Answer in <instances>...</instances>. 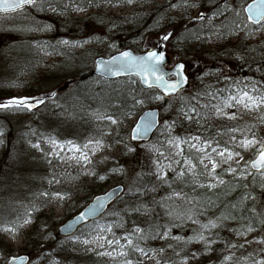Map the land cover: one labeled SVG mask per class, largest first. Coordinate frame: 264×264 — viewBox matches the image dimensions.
<instances>
[{"label":"snow or ice","instance_id":"6c2138e0","mask_svg":"<svg viewBox=\"0 0 264 264\" xmlns=\"http://www.w3.org/2000/svg\"><path fill=\"white\" fill-rule=\"evenodd\" d=\"M93 0H87L90 5ZM111 4L113 0H105ZM128 5H133L136 0H121ZM214 6L212 15L200 11L196 19L200 21H208L209 25L213 24V18L223 16L225 13L232 11L236 17L240 16V12L222 0L217 4L216 0H210ZM55 5V6H54ZM45 6L53 14L60 10V0H0V12L5 14L17 13L26 7L35 8L44 11ZM69 6L76 7L78 11L82 10L75 4H63V10L67 11ZM173 9H183L184 12L192 8H197V3L193 0H176L175 3L169 5ZM242 10L247 13L246 19L236 23L232 22V26L221 22L220 28L226 31L209 29L212 36L217 39L229 36H237L240 31L244 32L240 39L254 38V34L264 33V0H253L246 8L241 6ZM183 15V13H182ZM8 15L0 17V20L8 19ZM51 25H46L45 30H50ZM188 35L195 39H201L200 35L191 29L184 28L182 31L175 29L168 30L162 34H157V38L153 47L144 55L134 56L132 52H121L119 56H113L110 60H101L98 67L105 75L120 76L135 70L140 76L142 82L149 89L162 90L160 94H153L149 100L165 101V97H171L172 94L183 90V86L188 83L187 64L182 60L173 62L170 72H163L162 68L168 59V46L176 40L179 46L181 38ZM99 40V38H97ZM59 43L67 45L69 41H59ZM77 45L80 41L75 42ZM87 43V41H85ZM176 55H180L179 52ZM166 77H170L166 78ZM202 79V78H201ZM228 77L225 76V80ZM234 88L229 87L216 92L205 91L203 94L186 98L180 96L181 107L177 109L178 115L190 123L194 122L201 128H206L202 121L208 119H221L234 122V126L227 127L224 131L218 132L216 136H205L203 134H189L188 136L174 135L173 130L177 124V120L171 122L164 121V131L161 135H165L163 141H157L149 145H145V150L152 155L151 163L153 171L148 172L141 169L136 172V180L133 181L129 188V194L132 196H147L149 193H155L156 187L148 188L143 183L145 177L153 180L154 184L167 185L172 189L170 195L162 197L159 201H153L154 205H158L164 209V214L169 218L167 224L160 225L152 223L148 228L135 226L133 230L128 231L125 221L120 213H113L112 222L104 224H95L94 234L91 239H84L82 243L96 253V255L109 259V264H192L193 261L199 259L203 255H209L216 251L215 245L218 243L219 229L226 227L229 220L238 219L240 224L238 227L229 228L228 230L237 237H243V242H233L227 240L224 242V248L221 250L222 255L218 264H264V248L259 249V254L248 253L237 257L236 252L245 249L250 244H264V234L253 237L248 240L247 237L264 227V212H258L255 204L258 199L264 200V86L257 81H234ZM12 87H22V84L12 83ZM228 94L225 96L224 93ZM210 97L207 103H200V96ZM56 96L55 92H45L44 95H13L8 98H0V111L30 113L34 109H38L40 105L46 103V98L51 100ZM135 103L143 104L145 101L133 97ZM212 101H215L213 103ZM194 102V103H193ZM172 105L169 104V109ZM255 113L252 121H243L244 115ZM97 120L109 122V126L116 125L119 128L120 121L114 118L112 114L100 112L97 110L93 114ZM238 122V123H236ZM157 124L155 114L148 112L142 118V122L137 124L135 130L130 133L131 140H139L143 134H146L154 125ZM109 132L101 130L99 138H89L85 143H77L72 139L58 140L56 137L49 136L46 143L49 145L44 150L45 158L51 155L63 164L71 165H88L92 163V156L102 149L109 147H117L122 145L124 154H135L137 149L130 146L128 142L122 139H115L111 144H105L104 138ZM227 135V140L221 137ZM0 136L3 132L0 131ZM119 136V132H117ZM2 142V141H0ZM33 148H41L40 144H33ZM67 149V155L65 153ZM251 150L254 158L245 160L243 153ZM106 159V157H105ZM51 164L52 161L48 160ZM235 164V166H233ZM112 172L124 173L123 167H113ZM83 175H96L94 169L84 171ZM171 175L172 179H169ZM224 175L232 176V181L223 178ZM251 178V183H248ZM100 180H104L105 176H99ZM176 182L190 184L195 191L197 188L204 190H215L223 187L226 195L235 192L237 188H242L241 196L234 202L224 205L215 218H208L203 222L200 217L205 216L209 208L217 207L216 201L211 197H189L182 191H176L173 185ZM60 183L55 177L49 181V184ZM234 185V186H233ZM257 188L259 194L257 195ZM65 199V194L60 191H42L34 194V199L28 205H21L24 209L22 214H17L15 219H0V233L4 234L7 242L23 243L24 233H28L35 225V213L39 211L36 207V201H42L43 206L47 207L53 201L60 202ZM99 199V198H97ZM176 200L182 202L181 205H175ZM251 201L253 207L247 208V202ZM171 202V203H169ZM103 206V205H101ZM233 210H239V214H234ZM125 215L130 214H149L155 213V207H149L143 202H136L129 205L125 210ZM97 212L96 207H88L86 211L81 212L76 217L77 220H83L88 216H94ZM247 212V215L244 213ZM188 222L197 225L191 229L193 235L181 236L173 235V229H182ZM135 224L136 222L133 221ZM38 232H42L46 225H35ZM72 225L66 226L65 231L71 229ZM114 229H123L125 234L117 238ZM217 230V231H214ZM110 234V236H109ZM171 239L174 244H166L163 247L155 248L149 245V241L161 239L167 241ZM79 241L80 237H74ZM123 241V242H122ZM183 245L179 251L176 245ZM192 244H200L202 247L196 251L188 252L187 246ZM86 249V250H87ZM168 249L173 250V255L178 259L167 258L164 254ZM31 264V260L25 256H12L10 261L5 264Z\"/></svg>","mask_w":264,"mask_h":264},{"label":"rangeland","instance_id":"374dc122","mask_svg":"<svg viewBox=\"0 0 264 264\" xmlns=\"http://www.w3.org/2000/svg\"><path fill=\"white\" fill-rule=\"evenodd\" d=\"M227 3L234 7L236 11L240 12V16L236 17L232 11H229L227 15V21L231 20L229 21L231 23L229 26H232L233 21L239 23L246 19V14L241 8L243 5L240 0H227ZM104 9L109 13L118 15L129 11L132 8L123 6L109 7L104 5ZM34 10L37 12L39 11L35 8ZM97 11L96 8L80 11L77 10L74 12V16L85 17L89 13ZM199 12L200 10L196 9L195 14H198ZM34 15L33 10H25L20 13V16L23 18L35 20ZM36 20L37 21L32 23L40 25L33 24L36 26L32 27L0 25V42L2 43L1 38L4 33L15 36L16 40L17 36L19 38L20 35L28 34L31 35L32 38L41 39L42 41H45L47 38L52 40V36L55 38L58 36L53 49L57 48V44L71 50H79L83 46H89L88 44L82 43L77 36L74 35H53L51 34L53 32L52 28L50 30H45V26L48 24L40 23L39 18H36ZM217 26L219 25H216L214 30L225 31V29H221ZM168 30H164L163 32ZM243 35L244 32L240 31L237 37L232 38V40L226 39V41L234 44L238 39L240 40V37H243ZM156 38L157 35H149L146 38L144 45H154ZM64 40L69 41V44L64 45L59 43V41ZM76 41H80V44L77 45L75 43ZM219 43L220 42L216 41L214 38L208 41L206 46L210 47L214 45L216 47ZM224 43L226 42L224 41ZM242 45L243 50L240 49L238 52H232V55H230L228 50L223 52L226 61L220 63L221 67L213 66L208 68L207 71L202 74L190 76L188 87L165 103L163 107L160 106L162 101L149 100V97L153 94H159L157 91H148V93H145V90H139L137 88L136 80L134 79L126 78L125 82L118 83L119 87H124L127 91L129 88V93L132 94V96L138 98V100L142 99L145 101L143 104H138L141 111L146 108L160 106L163 113L161 125L154 135V138L145 144H134L129 139L130 129L139 114L124 119L118 118L120 121L119 128H117L116 125L109 126V122L107 121L97 120L93 115L97 112V108L94 105L89 103L83 104L80 101L75 90L71 86V79H60L59 81L47 79L43 84V88L37 91L36 94L32 95L42 96L45 92H55L56 96L51 100L46 98V103L44 105H40L38 109H34L30 113L0 111V131L3 132V136H0V141H2L0 142V212L8 211L11 207V203L15 204L14 202L16 200L14 202L12 201L17 199V203L20 207L14 205V209L9 210L11 212L7 213V216H5L7 219L12 220L15 219L17 214L23 213L24 209L21 205H28L29 202L34 199V194L36 193L42 191H60L65 194V199L63 201H53L48 204L47 207L43 206L42 201H36V207L39 211L34 214L36 218L35 225H46L42 232H38L34 225L30 232L23 234V243L7 242L4 234L0 233V241L3 243V245H0V264H5V261L8 260L10 255L20 254H29L31 264H109L108 258L96 255L94 251L87 249V246H85L82 241L84 239L92 238L89 233L94 234L95 224L109 223L112 222L113 219H118V217H114L112 214L120 213L121 209L125 208L127 201L129 200L126 198L129 195V188L132 186L133 181L136 180V172L141 169L148 172L153 171V165L151 163L152 155L145 150L144 146L165 139L167 133L165 132V135H161L164 131V121L167 120L171 122L172 120H177L173 134L182 137L188 136L189 134L216 136L218 132L224 131L227 127L234 126V122L221 119L205 118L202 123L207 126L206 128H201L194 122L190 123L186 121L184 117L179 116L177 112V109L181 107L180 96L190 98L197 93L203 94L205 91L216 92L229 87L234 88V81H257L260 85L264 86V82L257 75L238 71L240 70L239 67L243 66L245 70L252 69V71H255L257 74H264V33L254 34V38L251 39H243ZM172 46V43H170L167 50L170 56L169 67H171L176 60L184 61L180 58L181 54L184 53L182 49H174L175 52H172ZM190 46L186 58L190 59L191 63L196 64L198 62V56L193 53V45ZM227 48L233 50L230 46ZM7 49V47H0V82L3 83L12 80L6 73H3V71H6L4 58L5 50ZM177 52L180 53L179 56L176 55ZM239 53L241 54L239 55ZM42 55L44 57L43 60H45L47 64L56 62V59L51 54L40 53L41 58ZM108 55L110 54H107L106 56ZM237 63L240 66L237 65ZM225 76L228 77L227 80H225ZM90 82H92L91 86L93 87L98 85V82L95 79H91ZM16 84L19 85V83ZM15 90L14 95H29L28 93H25V88L23 87H15ZM227 94V92L224 93L225 96ZM199 99L200 103L204 104L208 102L210 97L201 95ZM212 102L215 103V101ZM169 104L172 105L171 109H169ZM76 107L78 109L79 107L83 109L90 117L84 118L81 116L79 112L80 110H76ZM99 111L112 114V111L108 109L99 108ZM255 115V113L244 115L242 120L252 121ZM101 130L109 132L104 138L105 144H111L113 140L119 138L128 142L130 146L135 147L137 149L136 153L124 154L122 151V145L109 147L95 153L91 158L92 163L79 166L75 163H72L71 165L63 164L60 160L53 158L51 155H49L47 159L45 158L44 150L49 148V145L45 142L47 137H56L58 140L72 139L77 143L82 144L89 138H99ZM117 132H119V136H117ZM261 132L264 133V128H261ZM40 139L44 140V142L42 143ZM221 139L227 140L228 136L225 135L221 137ZM22 142L27 146L26 152L23 149L25 145ZM33 144H40L41 148H33ZM65 153L71 155V153L67 152V149H65ZM243 156L245 160L254 157L251 150L244 152ZM48 160H51L52 163L49 164ZM233 166H235V164ZM113 167H123L126 171L124 173L112 172L111 169ZM89 169H94L96 175L89 174L85 176L82 174ZM101 175L105 176L104 180L99 179V176ZM40 176L41 181L38 180V177ZM53 177L59 180L60 183H52L50 185L49 181L52 180ZM223 178L228 180L231 179L232 176L224 175ZM42 181L44 182L43 187H38ZM120 183L126 187L128 195L122 200L115 202L105 215L96 221L83 225L71 237H63L58 234L59 225L69 218L68 215L71 214L72 211L74 212L78 205L82 204L86 198H89L90 200L94 195L105 192L108 188ZM151 187H153V184L149 185V188ZM88 201L83 206H85ZM263 206L264 200H259L256 204L257 211H262ZM131 218L135 220L134 215L133 217L131 216ZM125 226L127 229L129 228L127 220L125 221ZM193 226L197 227L195 224H193ZM114 231L116 232L117 238L125 234L123 229H114ZM177 231L180 232L179 230ZM261 234H264V227L249 235L247 239L252 240L253 237H258ZM74 237H80V240L77 241ZM229 239L233 242L239 243L243 242L244 238L233 235L230 236ZM169 240L171 239L169 238L167 241ZM164 241L158 242L157 245H151L150 243L149 245L155 248H160ZM261 248H264V244L253 243L248 245L245 249L237 251L236 255L237 257L247 255L248 253L258 255L259 249ZM164 255L167 258H171V255H169L168 252ZM212 262L213 259L207 261L205 264H211ZM198 263L199 260L192 262V264Z\"/></svg>","mask_w":264,"mask_h":264},{"label":"trees","instance_id":"16d2710c","mask_svg":"<svg viewBox=\"0 0 264 264\" xmlns=\"http://www.w3.org/2000/svg\"><path fill=\"white\" fill-rule=\"evenodd\" d=\"M240 1L242 5L245 6L250 0ZM175 2L176 0H136V3L133 5H128L121 2V0H113L111 4L106 3L105 0H93V2L89 5L87 0H71V4L79 6L82 10L90 8H96L98 10L97 12L89 13L85 17L74 16V12H76L77 9L73 6H69L67 11H64L63 14H61V11L63 10V4L70 3V0H60V10H58L56 14H53L50 10H48L47 6H45L44 11L38 12L35 11L34 8L26 7L17 13H0V17H4L5 15H8L9 17L6 20H0V25H20L32 27L40 25L37 23H32L37 21L36 18H39L40 23L51 25L53 30L51 34H62L66 36L74 35L77 36V38L82 43L89 45L83 46L79 50H71L67 47L65 48L64 46L57 44V48L53 49V46L55 47L54 43L57 42L58 36L56 38L52 36V40L47 38L45 41L43 40V42L41 39L32 38V36L28 34L20 35L19 38L17 36V40L13 35L11 36L5 33L2 34V43L0 42V47L8 48L5 50L4 63L6 65V71H3V73H6L12 80L6 83L0 82V98H8L14 95L16 90L15 87L11 86L13 82L22 84V87L25 88V93L32 95L36 94L37 91L43 88V84L47 79L57 81L60 79H71V86L83 104L89 103L94 105L97 110H99V108L111 110V113L114 117L124 119L132 115L139 114L141 109L138 104L135 103L133 99L134 96L129 93V88L127 91L126 88L118 86V83L123 81L125 82L126 78L111 81L96 77L92 74L94 59L96 56L100 54H111L127 47H131L134 50L141 52L148 49L149 47H153V45H144L146 38L149 35H157L158 33L160 34L164 30L168 29L182 31L184 28L191 29L193 32L198 33L201 37V39L197 40L193 36L188 35L186 38L180 39L178 47L172 46L171 48L172 52H175L174 49H182L184 52L181 54L180 58L186 62L189 76L202 74L206 72L208 68L213 66L219 67L221 65L220 63L226 61L225 54H223L225 50H228L230 55L233 54L232 52H238L240 49L243 50V39H238V41L234 44L226 41V39L232 40V38L237 37L238 35L229 36L224 39H217L215 36H212L209 31L210 28L214 30L216 25H219L217 27L220 28L221 22L231 25L229 22L231 20L227 21V15L229 12L223 16L214 17L213 24L209 25L208 21L206 20L200 21L196 19L198 14H195V11L196 9H199L200 11H204L209 16H211V10L214 6L210 3V0H193V2L197 3L198 7L189 9L187 12H184L183 9L170 8L169 5ZM216 3H222V0H216ZM104 5L109 7H131L132 9L116 15L114 13L107 12L104 9ZM25 10H33L35 14V20L21 17L20 13ZM226 30L227 29H225V31ZM6 35L8 36L5 37ZM97 38H99V40ZM214 38L220 43L217 44L216 47L214 45L207 47L206 44H208V41ZM85 41H87V43H85ZM224 41L227 43V45L224 43ZM171 43L172 45H176L177 41L173 40ZM190 45H193V53L198 56V62L196 64L191 63V60L186 58L189 51L188 48L191 47ZM229 46L233 50L228 49L227 47ZM40 53L51 54L56 59V62L47 64L46 61L43 60V55L41 58ZM240 54L241 53H239V55ZM237 65L239 64L237 63ZM239 69L240 70L238 71L242 73L247 72L257 75L264 82V74H257L255 71H252V69L245 70L243 66H240ZM91 79L97 80L98 85L96 87L91 86ZM129 79L136 80L137 88L142 90L138 80L135 77H129ZM145 91V93H148V91L156 90ZM171 99L172 98L165 99V101L161 102L160 106L163 107L164 104ZM76 110H80L79 112L84 118L90 117L80 107L79 109L76 107ZM40 141L42 143L44 142L42 139H40ZM23 149L26 152L27 146L25 145ZM40 178L41 176L38 177V180H40ZM169 179H172L171 175L169 176ZM232 179L233 178L228 179L227 181H232ZM43 183L44 182L42 181L40 183L41 185L39 184L38 187H43ZM143 183L146 184L148 188L150 184H153V186H155L157 189L156 192L149 193L144 197H134L130 194L128 195V191L126 192L127 189L125 187V192L118 199V201L122 200L128 195L126 198L129 200L127 201L125 208H122L120 211L123 220H127L129 224L128 231L133 230V228L137 225L148 228V226L152 223L164 225L169 221V218L164 214V209H161L158 205H154L153 201H159L162 197H167L170 195L172 189L168 188L167 185L154 184V179L149 180L147 177H145ZM248 183H251V178H249ZM173 187L176 191H182L189 197H200L202 199L204 197H211V199L216 201L217 207L209 208L206 215L200 217L203 222H206L208 218L214 219L215 216L220 214V211L224 208L225 204L234 203L243 192L242 188H237L235 192H231L230 195H226V190L223 187L215 190H204L197 188L195 191H193V188L190 184L180 182H176ZM256 194H259V188H257ZM88 200L89 198H86V200L82 202V204L78 205L77 209H75L74 212L72 211V213L68 216L70 217L76 213ZM259 200L260 199H258L257 202ZM12 202L15 204L11 203V207L8 209V211H1L2 213L0 212V219L6 218L5 216H7V213L11 212L9 210L14 209V205L20 207V205L17 203V199H14ZM136 202H143L149 207H155L156 212L149 214L136 215L133 213L132 215H125L124 210L128 208L129 205L135 204ZM176 205L182 206V202L176 200L173 207ZM246 207H253L252 202H247ZM233 211L234 214H239V210ZM260 212H264V206ZM244 214L247 215V212ZM133 215L135 220L131 218ZM133 221L136 223L134 224ZM239 224L240 221L238 219L227 221L226 227L218 230V243L214 246L216 251L209 255L201 256L199 259H197L199 260L198 264H205L211 259H213L211 264H218V261L222 255L221 250L224 248V242L230 240L229 237L234 235L228 229L238 227ZM193 228L196 227H194L191 222H188L182 229L174 228L172 234L181 235L184 237L191 236L193 235V232L191 231ZM162 241L164 240L156 239L154 241H149V243L151 245H157L158 242ZM166 244L175 245V242L172 240L164 241L161 245L163 247ZM0 245H3L1 241ZM181 247L184 246L182 244L176 245V250L179 251ZM201 247L202 246L200 244H192L187 246V250L188 252L196 251L201 249ZM167 252L169 255H171L172 259H178L173 255L172 249H168Z\"/></svg>","mask_w":264,"mask_h":264},{"label":"water","instance_id":"95a60500","mask_svg":"<svg viewBox=\"0 0 264 264\" xmlns=\"http://www.w3.org/2000/svg\"><path fill=\"white\" fill-rule=\"evenodd\" d=\"M252 2H253V0H251L248 4H250ZM247 5L245 6V8L247 7ZM246 16H247V13H246ZM150 49L151 48H149V49H147L146 51H143V52H136L131 47H128V48L122 49L120 51H117L115 53H112V54H110L108 56L98 55L94 59V68L92 70V74L95 75V76H97V77L103 78L105 80H117V79L127 78V77H137L138 80H139V82H140L141 88L143 90H151V89L148 88V86L146 84H144L142 82L140 76L136 74V71L135 70H132V71L128 72L127 74H121L120 76H111V75H105V74H103L101 72L100 68L97 66L98 63L101 60L108 61L113 56H119L121 52L130 51V52H132V54L134 56H140V55L146 54V52L148 50H150ZM169 63H170V56L168 55V59L165 62V65L162 68V71L163 72H166L167 73V72H170L172 70V67H170V68L167 67V65ZM166 78L171 79L170 77H166ZM188 84H189V75H188V83L183 86V89H185L188 86ZM153 89H155V88H153ZM155 90H157L159 93L162 91V90H159V89H155ZM178 93L172 94L171 97L176 96ZM171 97H167L166 96L165 98H171ZM148 112H152V113L155 114V118L157 120V124L154 125L153 128H151L146 134H143L139 140H131L130 139V133L135 130V127H136L137 124H140L142 122V118ZM161 115H162V112H161V109L158 106L157 107L146 108L143 111H141L139 113V115L137 116L135 123L133 124V126L130 129V132H129V139H130V141L131 142H134V143H137V144H143V143H147V142L151 141V139L153 138L154 134L156 133V131L158 130V128L161 125ZM124 190H125L124 185L123 184H118V185H115V186L110 187L109 189H107L103 193H100V194L95 195L94 197H92V199L81 210H79L72 217L68 218L66 221H64L59 226V233L61 235H63V236H71L83 224L88 223V222H90L92 220L98 219L123 194ZM97 198H99V199H97ZM101 205H103V206H101ZM91 206H94L97 209V212H96V214L94 216H88V217L84 218L83 220H77L76 219V217L79 216V214L81 212L86 211L87 208L88 207H91ZM69 224L72 225L71 229H69L68 231H65L66 226L69 225ZM12 256H25V257H28L31 260L30 255H28V254H20V255H10L8 257V260L7 261H10L11 258H12ZM17 264H19V261H17ZM25 264H27V262H25Z\"/></svg>","mask_w":264,"mask_h":264},{"label":"bare ground","instance_id":"6f19581e","mask_svg":"<svg viewBox=\"0 0 264 264\" xmlns=\"http://www.w3.org/2000/svg\"><path fill=\"white\" fill-rule=\"evenodd\" d=\"M128 48V47H127ZM137 80H138V78L137 77H135ZM138 82H139V80H138ZM139 84H140V82H139Z\"/></svg>","mask_w":264,"mask_h":264}]
</instances>
